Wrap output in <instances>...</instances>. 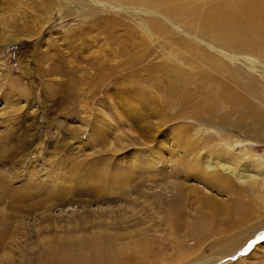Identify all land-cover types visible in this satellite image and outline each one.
<instances>
[{
    "label": "rangeland",
    "instance_id": "rangeland-1",
    "mask_svg": "<svg viewBox=\"0 0 264 264\" xmlns=\"http://www.w3.org/2000/svg\"><path fill=\"white\" fill-rule=\"evenodd\" d=\"M229 2L0 0V264H264V229L236 252L264 226V42L218 30ZM220 140L248 212L204 181Z\"/></svg>",
    "mask_w": 264,
    "mask_h": 264
},
{
    "label": "bare ground",
    "instance_id": "bare-ground-1",
    "mask_svg": "<svg viewBox=\"0 0 264 264\" xmlns=\"http://www.w3.org/2000/svg\"><path fill=\"white\" fill-rule=\"evenodd\" d=\"M231 4V8H230V14L228 15V13H226V15H228L226 17V20H223L222 22L219 21V23L217 22V25H218V30L220 29H224V27L227 26V28L229 27V29H227V33H230L234 36L236 35H242V36H252V34H254V32H256L258 35L257 37L259 38V41L261 39V41L264 42V0H229ZM189 4V3H188ZM226 4V3H225ZM183 5V3L181 4ZM180 5V6H181ZM228 6V5H227ZM182 7V6H181ZM179 7V8H181ZM163 8V7H162ZM165 8V7H164ZM118 9V8H117ZM229 9V7H228ZM167 10V9H166ZM213 13V12H212ZM209 14V13H208ZM223 16V15H222ZM222 16H218L219 18H221ZM202 17V16H201ZM224 18V17H222ZM204 21H206L204 18H202ZM207 19H210V18H207ZM219 20V19H218ZM228 21V22H226ZM111 22V20H110ZM110 22H108L107 24H109ZM212 22V20L210 21V23ZM225 23H229V24H225ZM212 24V23H211ZM210 24V26H211ZM214 24V22H213ZM113 25V24H111ZM209 27V26H208ZM205 29V28H204ZM207 31H208V28H206ZM213 29V28H212ZM224 29V30H226ZM153 30V29H152ZM216 31V30H215ZM214 31V32H215ZM226 32V31H225ZM212 33V32H211ZM209 33L210 35H215V33L211 34ZM218 33V32H217ZM224 33V32H222ZM221 35V34H220ZM215 36H219V35H215ZM222 36V35H221ZM228 36V34H227ZM256 36V35H255ZM256 37V38H257ZM18 39V38H17ZM20 40V39H19ZM12 41H18L16 40V38H13ZM246 41V40H245ZM234 42V41H233ZM243 42V41H242ZM128 43V42H127ZM246 43V42H245ZM261 43V42H260ZM129 44V43H128ZM264 47V46H263ZM120 52V51H119ZM118 52V53H119ZM117 53V52H116ZM115 53V54H116ZM203 56V55H202ZM208 56V55H206ZM209 57V58H208ZM206 59H207V63L208 62H211V65H217V62L214 60V58L208 56ZM218 65H219V62H218ZM222 65V64H221ZM220 65V66H221ZM178 75V74H177ZM132 85V84H131ZM130 87V86H129ZM128 87V88H129ZM126 89V88H125ZM170 89V88H169ZM120 90V89H119ZM123 90V89H122ZM129 91V90H128ZM175 97V96H174ZM240 102V101H239ZM241 104H232L231 106H234V107H237ZM160 112V111H159ZM226 125H224L223 127H225ZM212 138V137H211ZM221 138H223V135H221ZM210 139V138H209ZM214 139V138H213ZM208 138L206 139L205 141V144L206 145H211V142L212 140H209L207 141ZM223 140H220L219 141V145H221V147H223L224 151H222L220 154H215L214 156H218V158H221V162H220V168L221 169H217L215 170V168H213V166L211 165L212 163H210L209 165H211L212 167L209 166V168H212V174L210 176L209 173H206L205 177H204V181H206L207 183L209 181H211L212 183H214L216 186L220 187L221 189H225L227 190L229 193L233 194V197L235 198V207L233 209V211H229V209H225L223 211H221L220 214L223 213L224 214H236V213H240V212H248L247 210H250V201H243V197H247L249 193H251L250 190H247V188H243V187H238L234 184V182L232 181V176L235 175L237 177V179H243V180H249V181H253V182H256V180H254L250 175H246V174H243L241 172H237L235 171L234 169H232V167H228L227 163L231 164L233 163V165H239L238 163V160H239V157H241L240 155H237V154H234L232 151H231V148H233V145L235 143H238L240 142V140H236L234 141L233 144L230 143V145L228 144L229 141H223ZM202 146L204 147V141L202 139H200L199 141ZM221 143V144H220ZM199 144V145H201ZM236 145V144H235ZM194 149H195V146L192 150L191 148V144H189L188 146V149H186V152H194ZM187 154V153H186ZM189 154V153H188ZM194 154V153H193ZM209 154H212L211 152H208V155ZM248 150L243 152V158H247L245 159L246 161H249V164L250 166H254L256 165V163L254 162L253 158L250 159V157H248ZM190 156V155H189ZM210 156V155H209ZM249 158V159H248ZM181 163H184L186 164V168L188 169H194V170H198V173L199 174L201 171L200 167H199V162L195 161L194 159H190L189 157L188 158H181ZM179 160V161H180ZM178 161V163H179ZM233 161V162H232ZM235 162V163H234ZM243 165V164H242ZM230 166V165H229ZM219 168V167H218ZM264 168V167H263ZM238 169V168H237ZM239 170V169H238ZM202 176V175H201ZM201 176H200V179H201ZM262 184V182H261ZM258 185H260V182H258ZM257 185V186H258ZM259 188V187H258ZM256 189V188H255ZM192 193H195L196 195H198L196 198V201L198 200L199 201V205H197V208L196 209H202V215L203 216H207V219H208V222L209 221H212L213 218L215 216H217L218 214V210H216L218 208V204H217V200L216 198L213 196V197H210V196H199V188H193L191 189ZM226 191V192H227ZM259 191L262 192V195L261 197L263 196V193L264 191L259 188ZM258 190L255 191V192H252L251 194L256 196V195H259L261 194ZM189 192V191H188ZM250 196V195H249ZM245 197V198H246ZM257 197V196H256ZM258 198V197H257ZM249 199V198H248ZM246 199V200H248ZM262 200V199H261ZM258 202V201H257ZM255 203V202H254ZM253 205V204H252ZM257 206V205H255ZM254 207V206H253ZM259 209V207H257ZM195 209V210H196ZM252 209V208H251ZM250 213V212H249ZM171 215V214H170ZM169 215V216H170ZM247 215H244L240 218H237L236 220H233L234 222L232 223H228L226 224V226L223 228V232H226L229 231V230H232L234 228H238V227H241L244 225V219ZM236 217V216H235ZM171 218V217H170ZM204 218V217H203ZM246 218H249V217H246ZM247 220V219H246ZM172 221V220H171ZM242 227V228H243ZM264 229V226H261L257 231H255L254 233H252V231H250L251 233L249 234L248 236V239H249V242L248 244L249 245H246L244 247H242L243 245H245V243L247 242L246 238H240V244L238 246L237 249H239L237 252V256L238 254H242L240 256H244V255H247L248 253H243V252H247L248 249L250 248V245L253 244L254 242H256L255 240H257V237L258 235L262 232V230ZM254 231V230H253ZM260 231V232H259ZM197 234H195L196 236ZM194 236V235H193ZM195 239V238H194ZM243 239V240H242ZM262 248H264V238L262 240V244L260 245ZM242 247V248H241ZM125 249V247H124ZM184 251V250H183ZM159 256V254H158ZM176 261V260H175ZM173 262V261H172ZM160 263V262H159ZM179 263V262H178ZM183 263V262H182ZM168 264V263H167ZM173 264V263H172ZM180 264V263H179Z\"/></svg>",
    "mask_w": 264,
    "mask_h": 264
}]
</instances>
